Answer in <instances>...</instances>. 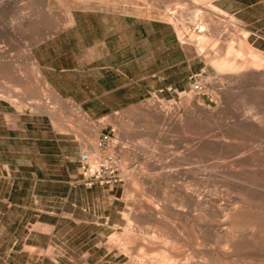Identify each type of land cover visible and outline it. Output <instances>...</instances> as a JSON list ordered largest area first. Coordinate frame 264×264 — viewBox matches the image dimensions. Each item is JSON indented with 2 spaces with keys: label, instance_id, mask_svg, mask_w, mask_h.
I'll use <instances>...</instances> for the list:
<instances>
[{
  "label": "rangeland",
  "instance_id": "rangeland-1",
  "mask_svg": "<svg viewBox=\"0 0 264 264\" xmlns=\"http://www.w3.org/2000/svg\"><path fill=\"white\" fill-rule=\"evenodd\" d=\"M91 1L97 4L83 7L78 0H0V48L6 49V55L15 66L12 69L18 70L16 77L0 71V89H9L15 96L14 100H0V264H28L29 255L35 252L41 258L46 257L42 264H134L136 260L137 264H148V260L150 264H154L150 261L160 264L165 260L161 264H214L217 260L216 264H242L245 259L243 264H263L264 209L258 208L264 207V81L258 78L229 81L212 63L198 55L196 46L181 44L171 24L144 17L145 13L158 16L157 8L166 11L177 1L187 3L186 13L190 16L193 11L190 9L199 7L203 0H195V5L192 0ZM211 1L223 11V15L215 16L224 27L228 43L237 48L245 34L251 46L264 52V0ZM70 18L75 20L73 24H68ZM230 19L237 22L235 27H229ZM230 31L233 32L230 34ZM207 38L208 46L216 44L209 36ZM29 50L33 58L27 56ZM194 78L201 82V90L193 89ZM4 79L10 80L8 84L12 85L8 87ZM36 94L39 99L34 97ZM241 96L244 103L238 100ZM150 105L162 108L166 119L159 120L157 108H149ZM212 109L216 110L215 114ZM251 113L256 117L257 132L237 133L234 127ZM103 134L109 135V140L99 147V157H120L123 180L93 187L75 182L80 172L81 152L91 154V139L98 144ZM207 139L221 142L217 148L205 150L203 145ZM201 148V154H206L203 160L190 155ZM252 151H257L260 158H252ZM215 158L221 159L223 164L234 163L236 170L247 175L236 176L237 185L229 188L226 169L219 170L215 180L210 175L212 172L207 166L216 162ZM151 164L156 167L154 170ZM198 178L202 180L199 191L221 197L219 200L224 207L230 199L238 208L244 199L254 203L250 211L256 210L252 215L259 224L247 225L250 227H247L248 233L243 230L246 225L237 221L236 230H231L242 242L244 237L256 233L251 238H257L256 241L263 245L260 253L241 250L233 258L224 255H221L222 261L217 258L222 250H228L225 244L230 224L225 215L205 214L201 207L189 201L187 195L199 185ZM254 192L258 198L254 197ZM139 204L143 207L137 208ZM142 209L148 213L143 215ZM253 213H258L259 217ZM156 214L162 217L157 216L155 220ZM147 215L150 219L144 220ZM159 234L163 236L160 239ZM110 240L117 242L116 245L111 247ZM128 241L131 247H127ZM154 243L165 249L157 250L159 247ZM141 245L145 248H140ZM151 245L153 248L149 247ZM210 245L214 248L209 249ZM136 247L141 249L139 253L135 252ZM166 255H169L168 260ZM210 255L217 260H211ZM247 257L259 258L254 262ZM157 258L162 261L158 262ZM233 259L237 262L232 263Z\"/></svg>",
  "mask_w": 264,
  "mask_h": 264
},
{
  "label": "bare ground",
  "instance_id": "bare-ground-1",
  "mask_svg": "<svg viewBox=\"0 0 264 264\" xmlns=\"http://www.w3.org/2000/svg\"><path fill=\"white\" fill-rule=\"evenodd\" d=\"M58 1V0H57ZM120 1V0H119ZM140 1H142V0H140ZM153 1V0H152ZM191 1V0H190ZM195 0H192V3L194 2ZM105 3L104 2V0H100V3ZM116 2V1H115ZM123 2V1H122ZM137 2H139V0H137ZM145 2V1H144ZM78 3L80 4V5H82L83 7L85 6H89V5H92L93 3H95V4H97V2H93V1H91V0H78ZM120 3V2H119ZM128 3V2H127ZM129 3H131V2H129ZM133 3V2H132ZM141 3H143V1L141 2ZM121 4H124V3H121ZM156 4V3H155ZM158 4V3H157ZM157 4H156V6H157ZM187 4V3H186ZM186 4L185 3H183V1H177L176 2V5L175 6H168V9L166 10V11H164L163 9H162V11H160L155 5H153V6H155V8H157V10H156V12L158 13V16H155V15H153V14H147V13H145L144 15V17H146L147 19H150V20H152V21H156V20H159V21H166V22H168L169 24H171V26H172V28H173V30H174V34H175V36H176V38H177V40L181 43V44H183V45H188V46H196V50L198 51V55L199 56H203L205 59H206V61L208 62V63H212L215 67H216V69L218 70V71H220L223 75H224V77L226 78V79H229V81H236V80H239V81H243V80H245V79H249V78H258V79H260V80H262V81H264V52L263 51H261V50H258L257 48H255V47H253V46H251L248 42H247V40H246V35L244 34V35H242L243 37H242V39L240 40V43H239V45H238V47L237 48H235V46L232 44V43H228V39L226 38V36H225V32L223 31L224 30V27H222L223 25H221V23H219V22H217L216 21V14H218V15H223V11H221L220 9H219V7H217V6H215L213 3H212V1L211 0H203V2H202V4L201 5H199V7H196V8H191L190 9V6H188L189 7V9L190 10H193L192 12L190 11V16H188L187 15V13H186ZM194 4V3H193ZM196 4H197V2H196ZM198 4H200V3H198ZM47 5H48V2H47ZM133 5H135V4H133ZM151 3H150V7H151ZM195 5V4H194ZM142 6V5H141ZM4 7V6H3ZM7 7V6H6ZM39 7V6H38ZM45 7H46V5H45ZM102 7V6H101ZM192 7H193V5H192ZM2 8V7H1ZM129 8H132V7H130L129 6ZM142 8V7H141ZM152 8V10H154ZM5 9V8H4ZM203 9V10H202ZM37 10H39V9H37ZM36 10V11H37ZM3 11V10H2ZM1 11V12H2ZM141 11V10H140ZM22 12V11H21ZM189 12V11H188ZM5 13V12H4ZM3 13V14H4ZM39 13V12H38ZM48 14V13H47ZM23 16V15H22ZM226 16V15H225ZM45 17V16H44ZM49 17H51V16H49ZM44 19V18H43ZM221 20V19H220ZM231 21H230V23H229V27H235V25L237 24V22L235 21V19H230ZM40 21V20H39ZM44 21V20H43ZM51 21V20H50ZM49 21V22H50ZM53 22V21H52ZM75 22V20L74 19H69V21H68V24H73ZM222 23H224V22H222ZM46 24V23H45ZM244 24V23H243ZM43 25V24H42ZM39 26H40V24H39ZM224 26H226L225 24H224ZM241 26V25H240ZM14 27V26H13ZM41 27V26H40ZM42 28V27H41ZM53 28H55V27H53ZM13 29V28H12ZM37 29H38V27H37ZM226 29V28H225ZM234 29V28H233ZM237 29V28H236ZM46 30V29H45ZM50 30H51V28H50ZM235 30V29H234ZM233 30V31H234ZM240 30H241V27H240ZM47 31V30H46ZM233 31H230V34H231V32H233ZM238 31H239V29H238ZM242 32H243V30H242ZM245 33V32H244ZM44 34V33H43ZM238 35H240V34H238ZM210 37L211 39H213L215 42H216V44H214V45H212L211 47L210 46H208L207 45V42H206V40L208 39V41H209V38H207V37ZM232 36V35H231ZM234 36H236V35H234ZM241 36V35H240ZM239 36V37H240ZM37 38V37H36ZM232 38V37H231ZM210 39V40H211ZM238 39V38H237ZM9 40V39H8ZM11 40V39H10ZM37 41V40H36ZM232 41V40H231ZM234 41V40H233ZM236 41V40H235ZM237 41H239V39L237 40ZM8 42V41H7ZM9 42H11V41H9ZM8 42V43H9ZM213 42V41H212ZM12 43V42H11ZM10 43V44H11ZM236 44H237V42H236ZM8 45V44H7ZM6 45V46H7ZM12 45V44H11ZM193 46V47H194ZM237 46V45H236ZM9 47H10V45H9ZM9 47H7V48H9ZM13 47V46H12ZM12 47H11V49H12ZM10 50V49H9ZM211 51V52H210ZM211 53H213L214 55L213 56H211ZM26 54V53H25ZM9 55V54H8ZM27 56L29 57V58H33V55H32V52L29 50L28 51V53H27ZM13 60H14V58H12ZM11 59V60H12ZM35 59V58H34ZM204 59V60H205ZM12 62H14V61H12ZM34 63V62H33ZM207 63V64H208ZM35 64V63H34ZM12 63H11V61H10V59H9V57L6 55V49L4 48V49H2V48H0V71H5V72H7V73H9L10 75H11V77L13 76V77H16L17 75H16V71L18 72V70H15V69H12ZM33 66V65H32ZM13 67H15V66H13ZM37 69V68H36ZM21 72V71H20ZM19 72V73H20ZM18 73V74H19ZM22 74V73H21ZM3 75V74H2ZM6 76V75H5ZM8 76V75H7ZM19 76V75H18ZM2 77V76H1ZM23 77V76H22ZM8 78H10V76L8 77ZM11 79V78H10ZM13 79V78H12ZM21 79V78H20ZM26 79V78H25ZM18 80V79H17ZM16 80V81H17ZM220 80H221V78H220ZM223 80V79H222ZM10 80H8V82H9ZM12 81V80H11ZM3 82H6L5 81V79H4V81ZM8 82H6V84H7V86L9 85L8 84ZM21 81L20 80H18V83H20ZM22 82H25V81H22ZM36 82V81H35ZM225 82V81H224ZM5 84V83H4ZM22 84H24V83H22ZM37 84V83H36ZM12 84H10L9 86H11ZM30 85V84H29ZM38 85V84H37ZM242 84L240 83V86H241ZM5 86V85H4ZM6 86V87H7ZM8 86V87H9ZM14 86V85H13ZM27 86V85H26ZM39 86V85H38ZM47 86V85H46ZM229 86H231V84L229 85ZM34 87V86H33ZM37 87V86H36ZM249 87V86H248ZM12 89H13V87H11ZM14 88H15V86H14ZM18 88V87H17ZM16 88V89H17ZM238 88V87H237ZM6 89V88H5ZM35 89V88H34ZM39 89V88H38ZM49 89H51V88H49ZM244 89H246V88H244ZM263 89V88H262ZM261 89V90H262ZM9 89H7V91H5V90H1L0 89V100H14L15 98V96L13 97V95L8 91ZM18 90H20L19 88H18ZM17 90V91H18ZM33 90V89H32ZM40 90L41 89H39L38 91L40 92ZM240 90H241V88H240ZM12 91V90H11ZM16 91V92H17ZM23 91V90H22ZM22 91H19V92H22ZM238 91V90H237ZM253 91V90H252ZM13 93H14V91H12ZM48 92H50V90H48ZM246 92H247V90H246ZM224 93V92H223ZM229 93V92H228ZM242 93V92H241ZM16 94V93H15ZM22 94H24V91H23V93ZM27 94H29V93H27ZM19 96H20V93L18 94ZM223 95H225V94H223ZM227 95V94H226ZM216 96V95H215ZM229 96V95H228ZM232 96V95H231ZM250 96V95H249ZM253 97L255 96V95H252ZM34 97H36L37 99H39V95L38 94H36ZM56 97V96H55ZM220 97V96H219ZM244 97H245V95L243 96V99H244ZM252 97V98H253ZM21 98V97H20ZM27 98H29V97H27ZM26 98V99H27ZM35 98V99H36ZM240 98H242V96L241 97H239L238 98V100H239V102L241 101L240 100ZM252 98H250L249 97V99H252ZM30 99V98H29ZM36 99V100H37ZM54 99V98H53ZM225 99V98H224ZM226 99H228V98H226ZM246 99H248V98H246ZM253 99H255V101H257L256 100V98L254 97ZM17 100V99H16ZM19 100H21V99H19ZM56 100V99H55ZM196 100V99H195ZM247 101H249V102H247V103H250L251 101L250 100H247ZM14 102V101H13ZM241 102H243V101H241ZM244 103V102H243ZM242 103V104H243ZM246 103V102H245ZM253 103V102H252ZM259 103V102H258ZM251 104V103H250ZM261 104V103H260ZM162 105V104H161ZM200 105V104H199ZM239 105H240V103H239ZM246 105V104H245ZM249 105V104H248ZM254 105V104H253ZM160 106V105H159ZM247 106V105H246ZM251 106V105H250ZM79 108H80V110H81V107L80 106H78ZM163 107H164V105H163ZM177 107V106H176ZM220 107V106H219ZM149 108H157L156 110H157V114H158V119L159 118H161V119H163V118H165L166 119V115L163 113V110H161L162 108H160V107H158V106H156V105H150V107ZM166 108V107H165ZM195 108V107H194ZM218 108V107H217ZM159 109V110H158ZM178 109V108H177ZM215 109V108H214ZM214 109H212L213 110V114H215V112L214 111H216V110H214ZM249 109H251V108H249ZM146 110V109H145ZM155 110V109H154ZM153 110V111H154ZM205 110V109H204ZM77 111V110H76ZM172 111V110H171ZM195 111H196V109H195ZM194 111V112H195ZM258 111V110H257ZM78 112V111H77ZM83 112V111H82ZM200 112V111H199ZM253 112H254V110H253ZM84 113V112H83ZM86 113V112H85ZM169 113V112H168ZM173 113V112H172ZM202 113V112H201ZM263 113V112H262ZM144 114V113H143ZM147 114V113H146ZM174 114V113H173ZM172 114V115H173ZM212 114V115H213ZM177 115V114H176ZM175 115V116H176ZM169 116V115H168ZM167 116V117H168ZM170 116H171V114H170ZM174 116V115H173ZM209 116H211V115H209ZM222 116V115H221ZM259 116V115H258ZM257 116V117H258ZM7 117V116H6ZM11 117V116H10ZM88 117V116H87ZM150 116H148V118H149ZM195 117H196V115H195ZM198 117H199V115H198ZM197 117V118H198ZM213 117V116H212ZM214 117H216V116H214ZM219 116H217V118H218ZM262 117V116H261ZM5 118V117H4ZM204 118V117H203ZM145 119V118H144ZM154 119V118H153ZM157 119V120H158ZM161 119H159V120H161ZM170 119H172V118H170ZM200 119H202V118H200ZM151 120V119H150ZM205 120V119H204ZM14 121V120H13ZM146 121H149L148 119L146 120ZM208 121V120H207ZM259 121V120H258ZM213 122H214V120H213ZM238 122V121H237ZM122 123V122H121ZM199 123H201V122H199ZM204 123V122H203ZM14 124V123H13ZM101 124H103L102 122H101ZM210 124H211V122H210ZM230 125V124H229ZM256 125H257V122H256V117L254 116V115H252V113H251V115L249 116V117H247V118H245L244 120H242V121H240L235 127H234V130L237 132V133H239V134H242V135H245V134H249V133H255V132H257V127H256ZM262 125H264V124H262ZM12 126H16V125H12ZM261 126V125H260ZM230 127V126H229ZM71 129V128H70ZM73 129V128H72ZM125 129V128H124ZM127 129V128H126ZM227 129V128H226ZM228 129H230V128H228ZM258 130H259V128H258ZM228 130H226V132H227ZM92 132V131H91ZM94 133H96L95 131H93ZM225 132V133H226ZM262 132V131H261ZM230 133V132H229ZM228 134V133H227ZM92 135V134H91ZM95 135V134H94ZM135 135V134H134ZM217 135V134H216ZM224 136V135H223ZM219 137V136H218ZM225 138L226 137H228V136H224ZM89 138H92V136L91 137H89ZM242 139V138H241ZM229 140H231V139H228V141ZM235 140V139H234ZM220 142L221 141H219V139H207L206 140V145L204 146L203 145V147H206L205 148V150H207V149H214V148H217L218 147V145L220 144ZM90 143L92 144V151H91V154L93 155L92 157L93 158H98L99 156H100V150H99V146H98V144H97V142H95V140H94V138H92L91 139V141H90ZM204 143V144H205ZM225 143V142H224ZM231 143V142H230ZM236 144V143H235ZM234 144V145H235ZM231 145H233V144H231ZM220 146H222V144L220 145ZM220 148V147H219ZM226 148V147H225ZM84 149H86V148H84ZM113 149V148H112ZM138 149V148H137ZM221 149V148H220ZM238 149H239V147H238ZM248 149V148H247ZM246 149V150H247ZM250 149V148H249ZM203 149L201 148V149H196V150H194V151H192V152H190V155L191 156H194V157H197V159H200L201 160V158H202V160H203V157L202 156H204V157H206V154L205 153H202L201 154V151H202ZM231 150V149H230ZM240 150V149H239ZM242 150V149H241ZM264 150V149H263ZM129 151V150H128ZM216 151V150H215ZM218 152H219V150H217ZM227 151V150H226ZM236 151H237V149H236ZM235 151V152H236ZM248 151V150H247ZM211 152V151H210ZM250 150H249V154H250ZM237 153V152H236ZM261 153V152H260ZM135 154V153H134ZM238 154V153H237ZM217 155H218V153H217ZM216 155V156H217ZM135 156V155H134ZM210 156V155H209ZM213 156V155H212ZM252 158L253 157H256V158H260V156H259V153L256 151H252V153H251V155H250ZM208 157V156H207ZM221 157V156H220ZM232 157V156H231ZM250 157V158H251ZM103 158V157H102ZM209 158V157H208ZM212 158V157H211ZM218 158V157H217ZM217 158H215V159H217ZM221 158H223V157H221ZM251 158V159H252ZM206 159V158H205ZM214 159V160H215ZM126 160H127V158H126ZM147 160H148V158H147ZM209 160V159H208ZM207 160V161H208ZM212 160V159H211ZM221 160V159H220ZM219 159H217L216 160V162H214L213 164H211V165H208L207 167H209V169L211 170V174L210 175H213V177L215 176V177H217L216 175H217V172L220 170V172H221V169H226V173H227V177L228 178H226L227 179V183H228V185L230 186L229 188H233V187H235V185H237V183L238 182H236L237 180L235 179V177L236 176H241V175H243V176H246L247 175V173L246 172H244V171H239V170H236L235 168H234V166L235 165H233L234 163H229V164H223V162L222 161H220ZM250 160V159H249ZM253 160V159H252ZM260 160V159H259ZM261 160H262V158H261ZM243 163V162H242ZM256 163V162H255ZM209 164V163H208ZM154 164H151V168L153 169L154 168V166H153ZM256 165V164H255ZM146 166H149L148 164L146 165ZM260 166H262V165H260ZM236 167V166H235ZM146 168V167H145ZM156 168V167H155ZM154 168V169H155ZM158 168L159 167H157V170H158ZM256 168V167H255ZM153 169V170H154ZM160 169V168H159ZM242 169H244V168H242ZM143 171H145V170H143ZM153 172V171H152ZM264 172V171H263ZM141 173H142V171H141ZM145 172H143V174H144ZM219 173V172H218ZM258 173V172H257ZM159 174V173H158ZM205 175V174H204ZM262 175V174H261ZM131 176V175H130ZM202 176H203V174H202ZM224 176V175H223ZM222 176V177H223ZM239 176V177H240ZM252 176V175H251ZM214 177V180L216 179ZM155 178V177H154ZM209 178V177H208ZM219 178V177H218ZM221 178V177H220ZM225 178V177H224ZM238 178V177H237ZM264 178V177H263ZM203 179H205V178H203ZM210 179V178H209ZM239 179V178H238ZM133 181L134 180H136V179H132ZM219 180V179H218ZM253 180V179H252ZM131 181V180H130ZM132 181V182H133ZM202 180H200L199 178H198V186L194 189V190H192V191H190L189 193H188V199H189V201L191 202V203H193L194 205H196V206H198V207H201L206 213L205 214H208V213H211V212H214V213H216L217 215H221V214H223V215H225L226 216V218L229 220V224H230V231H228L229 232V235H228V243L227 244H225L226 246H228V250L227 251H225V250H222L220 247H221V245H220V247H219V244H218V247L223 251H219L221 254H220V257H219V255L217 254V258H221V255H224L223 257H225V256H227V258H233L234 257V255H236V253L237 252H241V250H244L245 251V253H246V250H247V252L249 251V250H251L252 249V251L254 250V252H259L260 253V251H262V248H263V245L260 243V241H256L257 240V238H256V240L254 239V240H252L253 238H251V237H255V235H256V233L254 234V236L252 235L253 233L252 232H254L255 230H253L252 232H251V237L249 236H247V237H244V239H245V241H239L237 238H236V233H233L232 232V230L231 229H235L234 228V226H235V223L237 222V221H240V223L241 224H244L243 226L245 227V225H246V229H243V230H246L248 233H249V231L247 230V225H250L251 227H254V225H257V224H259L258 223V221H256L257 220V218L256 217H254L253 215H252V212H256V210L255 211H250L254 206H253V204L252 203H249L247 200H245L244 199V201H243V199H242V201H243V204H242V206H239V208L237 207V206H235L233 203H231V199H230V203L228 204V205H226L225 207L222 205V203H220L221 201V197L220 198H218V197H215L214 195H211V194H213V193H211L210 195H207L205 192H203V190L202 191H199V188H200V182H201ZM226 181V180H225ZM225 181H224V183H225ZM136 182V181H135ZM141 182L143 183V181L141 180ZM194 182V181H193ZM209 181L207 180V182L206 183H208ZM248 182V181H247ZM247 182H245L246 184L245 185H247ZM260 182H261V180H260ZM130 183V182H129ZM137 183H138V181H137ZM137 183H136V185H137ZM189 183H190V181H189ZM203 183H205V182H203ZM227 183H225V184H227ZM251 183H252V181H251ZM132 184V183H131ZM135 184V183H134ZM191 184V183H190ZM221 184V183H220ZM223 184V183H222ZM240 184V183H239ZM238 184V185H239ZM249 184V183H248ZM257 184V183H256ZM194 185H196V184H194ZM250 185V184H249ZM132 186V185H131ZM218 185H216V187H217ZM221 186V185H220ZM241 186V185H240ZM239 186V187H240ZM258 186V185H257ZM264 186V185H263ZM130 187V186H129ZM134 187V186H133ZM209 187H211L212 188V184H211V186H209ZM244 187V186H243ZM251 187V186H250ZM250 187H249V189H250ZM258 187H261V186H258ZM136 188V187H135ZM135 188H134V190H135ZM140 187H138V189H139ZM208 188V187H207ZM214 188V187H213ZM219 188V187H218ZM221 188V187H220ZM236 188H237V186H236ZM241 188V187H240ZM239 188V190L241 191V189L243 190V188H241L240 189ZM146 189V188H145ZM156 189V188H155ZM155 189H154V191H155ZM182 189V188H181ZM223 189V188H222ZM222 189H220V190H222ZM246 189V188H245ZM262 190H263V187L261 188ZM130 190V189H129ZM129 190H128V192H129ZM140 190V189H139ZM227 190V189H226ZM247 190H248V188H247ZM136 191V190H135ZM141 191V190H140ZM154 191H153V193H154ZM185 191V190H184ZM183 192V191H182ZM181 192V193H182ZM221 192V191H220ZM229 192V191H228ZM237 192V191H236ZM239 192V191H238ZM237 192V193H238ZM243 193H244V190L242 191ZM246 192V191H245ZM252 192V191H251ZM132 193V192H131ZM145 193V192H144ZM143 193V194H144ZM149 193H150V191H149ZM152 193V194H153ZM236 193V194H237ZM249 193V192H248ZM257 193V192H256ZM255 192L254 193H252V194H256ZM143 194H142V196H143ZM147 194V193H146ZM155 194V193H154ZM153 194V195H154ZM216 194V193H215ZM231 194V193H230ZM245 194V193H244ZM259 194V193H258ZM264 194V193H263ZM141 195V194H140ZM145 195V194H144ZM156 195V194H155ZM181 195V194H180ZM179 195V196H180ZM246 195V194H245ZM248 195H250V194H248ZM142 196H141V199H142ZM148 196H151V195H148ZM160 196V195H159ZM179 196H177V198L178 199H180L179 198ZM186 196V197H187ZM214 196V197H213ZM251 197H253L252 195H250ZM250 196H248L249 197V199H250ZM257 195H255L254 197H256ZM264 196V195H263ZM139 197V196H138ZM144 197V196H143ZM152 197V196H151ZM174 197V196H173ZM236 197V196H235ZM145 198V197H144ZM241 198V197H240ZM256 198H258V196L256 197ZM264 198V197H263ZM140 199V200H141ZM153 199V198H152ZM152 199H150V200H152ZM181 199H183V197L181 198ZM180 199V200H181ZM220 199V200H219ZM255 199V198H254ZM253 199V200H254ZM130 200V199H129ZM144 200V199H143ZM146 200V199H145ZM174 200V199H173ZM172 200V201H173ZM179 200V201H180ZM184 200V199H183ZM182 200V201H183ZM252 200V199H251ZM262 200V199H261ZM135 201V200H134ZM147 202H148V199L146 200ZM169 201H170V199H169ZM168 201V202H169ZM182 201H180V202H182ZM136 202V201H135ZM139 202H141V201H139ZM146 202V203H147ZM156 202V201H155ZM159 202V201H158ZM167 202V203H168ZM264 202V201H263ZM262 202V203H263ZM143 203V202H142ZM151 203H153V202H151ZM173 203V202H172ZM148 204V203H147ZM149 204H150V202H149ZM156 204H157V202H156ZM159 204H160V202L158 203V207H159ZM183 204H185V203H183ZM239 204V203H238ZM255 204H256V202H255ZM264 204V203H263ZM133 205V204H132ZM134 205H136V203L134 204ZM150 205H152V204H150ZM173 205H174V203H173ZM176 205V204H175ZM225 205V204H224ZM259 205H260V203H259ZM139 207H143L142 206V204H139V206L137 205V208H139ZM152 207H153V205H152ZM154 207H156L155 205H154ZM134 207L132 206V208L131 209H133ZM157 208V207H156ZM156 208H155V210H156ZM160 208V207H159ZM177 208V207H176ZM184 208V207H183ZM147 209H150L149 207H147ZM257 209V208H256ZM258 209H264V207L262 208V207H259ZM135 210V208L133 209V211ZM151 210H152V208H151ZM151 210H149V211H151ZM177 210V209H176ZM180 210V209H179ZM139 211H141V210H139ZM142 211H144L143 212V215H144V213H148V212H145V210H143L142 209ZM178 211V210H177ZM194 211V210H193ZM210 211V212H209ZM259 211V210H258ZM263 211V210H262ZM262 211H261V213H262ZM135 212V211H134ZM153 212L154 211H152V214H153ZM158 212H159V209H158ZM201 212V211H200ZM203 212V211H202ZM202 212H201V215H202ZM136 213V212H135ZM142 213V212H141ZM154 213H156V211L154 212ZM161 213V212H160ZM159 213V214H160ZM180 213V212H179ZM195 213V212H194ZM138 214V213H137ZM178 214V213H177ZM253 214H255V213H253ZM262 214H264V212L262 213ZM262 214H259V215H262ZM140 215V214H139ZM138 215V216H139ZM142 215V216H143ZM148 215H150V214H148ZM148 215H147V217H146V219H144V220H148V219H150V218H148ZM258 215V213H256L255 214V216H257ZM153 216V215H152ZM158 216V214H156V216H154V219H155V217H157ZM193 216V215H192ZM140 217V216H139ZM138 217V220L140 219H142L141 217L139 218ZM151 217V216H150ZM158 217H162V216H158ZM157 217V218H158ZM167 217V216H166ZM174 217V216H173ZM194 217V216H193ZM203 218H205V219H207V217H206V215H203L202 216ZM224 217V216H223ZM257 217H259V216H257ZM261 217V216H260ZM130 218V217H129ZM148 218V219H147ZM153 218V217H152ZM151 218V219H152ZM180 218V217H179ZM203 218H200V216H199V219H203ZM135 219H137V218H135ZM154 219H152L153 220V222L156 224V222L154 221ZM160 219V218H159ZM162 219V218H161ZM221 219V218H220ZM219 219V220H220ZM263 220H264V218H262ZM156 220V219H155ZM173 220H175V219H173ZM218 220V221H219ZM225 220V219H224ZM164 221V220H163ZM214 221V220H213ZM223 221V220H222ZM227 221V220H226ZM147 222V221H146ZM152 222V223H153ZM158 222V221H157ZM159 222H160V220H159ZM158 222V223H159ZM162 222V221H161ZM166 221H164V223H165ZM170 222H171V220H170ZM175 222V221H174ZM207 222H209V221H207ZM216 222V221H215ZM220 222V221H219ZM263 222V221H262ZM144 223V222H143ZM154 223H153V225H154ZM177 223V222H176ZM210 223H212V221H210ZM214 223V222H213ZM228 223V222H227ZM148 224V223H147ZM152 225V224H151ZM161 225V224H160ZM165 225H167V224H165ZM177 225H179L178 223H177ZM220 225V224H219ZM238 225V224H237ZM156 226V225H155ZM169 227H170V225H168ZM222 226H223V224H222ZM241 226V225H240ZM240 226H238L239 228H240ZM167 227V226H166ZM189 227V226H188ZM224 227H225V225H224ZM237 227V226H236ZM244 227H242V228H244ZM171 228V227H170ZM176 228V227H175ZM184 228V227H183ZM239 228H237V229H239ZM248 228H250V227H248ZM256 228V227H255ZM133 229V228H132ZM151 229V228H150ZM158 229H160V228H158ZM166 229H168V228H166ZM172 229V228H171ZM170 229V230H171ZM177 229V228H176ZM223 229H225V228H223ZM148 230V229H147ZM155 230V229H154ZM193 229L191 228V230L189 229V231L191 232ZM212 230H214V229H212ZM219 230V229H218ZM236 230V229H235ZM234 230V231H235ZM241 230V229H240ZM243 230H241V231H243ZM187 231H188V229H187ZM259 230H257V232H258ZM142 232H144V231H142ZM156 232H157V230H156ZM156 232H155V234H156ZM161 232V231H160ZM167 232V231H166ZM171 233H172V231H170ZM227 232V233H228ZM232 232V233H231ZM260 232V231H259ZM258 232V233H259ZM263 232V231H262ZM127 233H128V231H127ZM147 233H149V232H147ZM151 234H152V232H150ZM154 233V232H153ZM169 233V232H168ZM170 233V234H171ZM219 233V232H218ZM129 234V233H128ZM145 234V233H144ZM154 234V235H155ZM158 234V233H157ZM193 234V233H192ZM196 234V233H195ZM238 234V233H237ZM119 235V234H118ZM146 235H148V234H146ZM160 235V234H159ZM163 235H164V233H163ZM176 235V234H175ZM174 235V236H175ZM179 235V234H178ZM220 235V234H219ZM247 235V234H246ZM120 236V235H119ZM129 237H130V235H128ZM128 236H126V237H128ZM162 235H160V236H157L158 237V239H160L159 237H161ZM169 237L170 235L169 234H167L166 235V237ZM197 236V235H196ZM125 237V238H126ZM154 237V236H153ZM163 237V236H162ZM179 237V236H178ZM261 237H263V236H261ZM124 238V237H123ZM122 238V239H123ZM136 238V237H135ZM138 239H140L139 237H137ZM146 238H148V237H146ZM170 238V237H169ZM210 238V237H209ZM114 239V238H113ZM121 239V238H120ZM121 239V240H122ZM164 239V240H163ZM162 240L163 241H165V237L163 238ZM180 239V238H179ZM197 239V238H196ZM213 239V238H212ZM211 239V240H212ZM220 239V238H219ZM240 239V238H239ZM112 240V239H111ZM109 241V243L108 244H110V246L111 247H113V246H115L116 245V243H112V241H114V240H112V241ZM129 240H131V239H129ZM152 240V239H151ZM153 240H155V239H153ZM161 240V241H162ZM172 240V239H171ZM116 241V240H115ZM143 241V240H142ZM253 241H255V242H253ZM111 242V243H110ZM129 242V241H128ZM134 242V241H133ZM141 242V241H140ZM197 242V241H196ZM217 242H219L218 241V239H217ZM225 242V241H224ZM123 243V242H122ZM143 243V242H142ZM163 243V242H162ZM178 243V242H177ZM180 243V242H179ZM189 243V242H188ZM209 243V242H208ZM221 243H223V241L221 242L220 241V244ZM113 244H115V245H113ZM121 244V243H120ZM132 244V243H131ZM134 244V243H133ZM149 245H150V243H148ZM165 244V243H164ZM261 244V245H260ZM118 245V244H117ZM122 245V244H121ZM121 245H119V246H121ZM126 245H128L127 247H131V245H130V242L128 243V244H126ZM130 245V246H129ZM135 245V244H134ZM146 245H147V243H146ZM152 245H153V243H152ZM149 246V247H152L153 248V246ZM154 245H155V243H154ZM159 245V244H158ZM158 245H155V246H158ZM166 245H167V243H166ZM187 245V244H186ZM185 245V246H186ZM207 245V244H206ZM214 245H215V243H214ZM213 245V246H214ZM217 245V244H216ZM215 245V246H216ZM224 245V244H223ZM123 246H125V245H123ZM122 246V247H123ZM203 247H204V244L202 245ZM208 246V245H207ZM109 247V246H108ZM135 247V246H134ZM141 247H144V246H140V248ZM148 246H146V248H147ZM149 247H148V249H149ZM159 248L157 249V247L156 248H154V250L155 249H157V250H159L160 249V247H162V246H158ZM197 247V246H196ZM199 247V246H198ZM222 247H224V246H222ZM245 247V248H244ZM120 248V247H119ZM125 248V250L127 251V248L126 247H124ZM133 248V247H132ZM132 248H130V250H133ZM137 249H136V253H139L138 252V250H139V248L138 247H136ZM145 248V247H144ZM164 247H162V249H163ZM166 248H168L167 246H166ZM171 248V247H170ZM209 248V247H208ZM211 248H214V247H211V245H210V248L209 249H211ZM216 248V247H215ZM226 248V247H225ZM110 250H112V248H109ZM118 249V248H117ZM129 249V248H128ZM135 249V248H134ZM165 249V248H164ZM179 249L180 248H178L177 250H178V252L177 253H179ZM198 249V248H197ZM141 250V249H140ZM139 250V251H140ZM168 250H171V249H168ZM176 249H175V251L174 252H176L177 251ZM183 250V249H182ZM122 251V250H121ZM149 251H151V250H149ZM173 251V250H172ZM186 251V250H185ZM198 251H200L199 249H198ZM212 251V250H211ZM210 251V253L209 254H212V252ZM244 251H242V252H244ZM49 252V251H48ZM123 252V251H122ZM128 252H132V251H129L128 250ZM127 252V253H128ZM146 252V251H145ZM148 252V251H147ZM160 252H161V250H160ZM164 252V251H163ZM162 252V253H163ZM171 252V251H170ZM182 252V251H181ZM180 252V254H182ZM184 252V251H183ZM216 253H218L217 251H215ZM124 254L126 253L125 251L123 252ZM135 253V254H136ZM142 253V252H141ZM141 253H140V256H141ZM187 254L189 253V252H186ZM186 253L184 254V255H186ZM191 253V252H190ZM197 253H200V252H197ZM249 253V252H248ZM135 254H134V256H135ZM164 254V253H163ZM167 254V253H166ZM175 254V253H174ZM213 254H215L214 252H213ZM264 254V253H263ZM128 256L130 255V253H128L127 254ZM132 255V254H131ZM142 255H143V253H142ZM149 255V254H148ZM151 255V254H150ZM191 255H192V253H191ZM240 255V254H239ZM126 256V255H125ZM137 256V255H136ZM140 256H139V261H140ZM144 256V255H143ZM155 256V255H154ZM173 256H175V255H173ZM187 256V255H186ZM189 256V255H188ZM187 256V257H188ZM200 256V255H199ZM198 256V257H199ZM213 256L214 255H210L209 257H211V260H212V258H213ZM260 256V255H259ZM261 256H262V253H261ZM260 256V258H262ZM130 257V256H129ZM132 257V256H131ZM148 257H150V256H148ZM166 257H169V255H166L165 256V259H167ZM171 257V256H170ZM181 257H184V256H181ZM201 257V256H200ZM222 257V258H223ZM257 257V256H256ZM255 257V258H256ZM152 258V257H151ZM153 258H155V257H153ZM160 258V257H159ZM159 258H157V259H159ZM162 258V257H161ZM176 258V257H175ZM184 258H186V257H184ZM189 258V257H188ZM190 258H192V257H190ZM217 258L215 259V258H213L215 261L217 260ZM248 258V257H247ZM259 258V257H258ZM258 258H256L255 260H253V259H251V260H253L254 262L258 259ZM264 258V257H263ZM132 259H133V257H132ZM141 259H144L142 256H141ZM156 259V258H155ZM170 259H172V257L170 258ZM229 259H228V261H229ZM234 259H236L237 260V258L235 257ZM233 259V260H234ZM249 259V258H248ZM249 259V260H250ZM134 260V259H133ZM154 260V259H153ZM163 260H164V258H163ZM168 260V259H167ZM175 260V259H174ZM179 260V259H178ZM190 260V259H189ZM193 260V259H192ZM204 260V259H203ZM214 260L212 261V262H214ZM221 260V259H220ZM240 259H238L237 261H239ZM246 260V259H245ZM244 260V261H245ZM128 261V260H127ZM132 261V260H131ZM160 261H162L161 259H159L158 260V262H160ZM166 261V260H165ZM165 261H162V262H165ZM180 261V260H179ZM219 260H217L216 261V263L218 262ZM222 261V260H221ZM224 261H225V259H224ZM237 261H232V263L233 262H237ZM243 261V262H244ZM252 261V262H253ZM259 261H260V259H259ZM133 262H135L136 264H137V260L136 261H133ZM151 263H153L154 262V264H155V261H150ZM157 262V263H158ZM162 262H160V264L162 263ZM169 262V261H168ZM230 262V261H229ZM242 262V261H241ZM243 262H242V264H243ZM246 262V261H245ZM247 262H248V260H247ZM251 262V263H252ZM253 262V263H254ZM257 262V261H256ZM134 263V264H135ZM167 263V262H166ZM165 263V264H166ZM180 263V262H179ZM195 263V262H194ZM200 263V262H199ZM208 263V262H207ZM216 263H214V264H216ZM220 263V262H219ZM238 263V262H237ZM236 263V264H237ZM249 263V262H248ZM260 263V262H259ZM144 264V263H143ZM148 264H150L149 263V260H148ZM164 264V263H163ZM169 264V263H168ZM172 264V263H171ZM223 264H225V263H223ZM264 264V263H263Z\"/></svg>",
  "mask_w": 264,
  "mask_h": 264
},
{
  "label": "built area",
  "instance_id": "built-area-1",
  "mask_svg": "<svg viewBox=\"0 0 264 264\" xmlns=\"http://www.w3.org/2000/svg\"><path fill=\"white\" fill-rule=\"evenodd\" d=\"M193 89H202L201 82L194 78ZM103 138L98 143L102 147L109 140V135H102ZM122 159L115 155H107L103 158H93L88 151L80 154V172L75 182L82 183L87 187L95 185H112L123 180Z\"/></svg>",
  "mask_w": 264,
  "mask_h": 264
},
{
  "label": "crops",
  "instance_id": "crops-1",
  "mask_svg": "<svg viewBox=\"0 0 264 264\" xmlns=\"http://www.w3.org/2000/svg\"><path fill=\"white\" fill-rule=\"evenodd\" d=\"M87 101H90V100H87ZM45 259H46V257L41 258L40 255H38V253L35 252V253H31L29 255V259H28L27 263L28 264H42V263H44Z\"/></svg>",
  "mask_w": 264,
  "mask_h": 264
}]
</instances>
